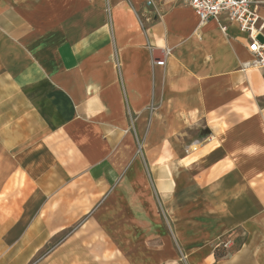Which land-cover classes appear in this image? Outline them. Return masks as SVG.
I'll return each instance as SVG.
<instances>
[{
	"label": "crops",
	"instance_id": "obj_1",
	"mask_svg": "<svg viewBox=\"0 0 264 264\" xmlns=\"http://www.w3.org/2000/svg\"><path fill=\"white\" fill-rule=\"evenodd\" d=\"M250 41L184 0H0V264H264Z\"/></svg>",
	"mask_w": 264,
	"mask_h": 264
},
{
	"label": "built area",
	"instance_id": "obj_2",
	"mask_svg": "<svg viewBox=\"0 0 264 264\" xmlns=\"http://www.w3.org/2000/svg\"><path fill=\"white\" fill-rule=\"evenodd\" d=\"M185 3L193 7L196 11L200 24H204L210 19H218L222 14L231 23L236 24L241 31L247 32L250 37L248 46L253 54L252 65L255 67H264V42L257 40L260 15L258 13L259 0H184ZM150 3V1H148ZM226 26H222L226 30ZM169 51H165L162 58L156 59L157 65H164Z\"/></svg>",
	"mask_w": 264,
	"mask_h": 264
},
{
	"label": "rangeland",
	"instance_id": "obj_3",
	"mask_svg": "<svg viewBox=\"0 0 264 264\" xmlns=\"http://www.w3.org/2000/svg\"><path fill=\"white\" fill-rule=\"evenodd\" d=\"M177 204H179V203L176 202L174 204V206H177ZM180 204H182V203L180 202ZM171 206H172L171 204L162 206V210L165 213V219L167 221V225L169 226V229H171L170 228L171 227V223H170V221H171V217H170ZM235 237L240 242L242 240V238L244 237V235L242 234V232L240 230H236L233 233H231V235H227L226 237L223 238V241H225V242H222V244L219 245L218 251L219 252H224V250L227 249V248H230L231 250H233V248H235L237 246V244L239 243V242L236 243ZM229 241H233V243L229 244V246H226L225 243H228Z\"/></svg>",
	"mask_w": 264,
	"mask_h": 264
},
{
	"label": "trees",
	"instance_id": "obj_4",
	"mask_svg": "<svg viewBox=\"0 0 264 264\" xmlns=\"http://www.w3.org/2000/svg\"><path fill=\"white\" fill-rule=\"evenodd\" d=\"M217 256H220L221 254H224V252H219L218 250H216V253H215Z\"/></svg>",
	"mask_w": 264,
	"mask_h": 264
}]
</instances>
